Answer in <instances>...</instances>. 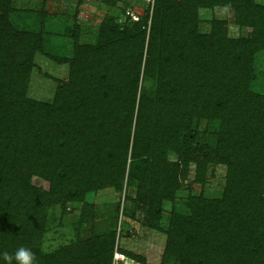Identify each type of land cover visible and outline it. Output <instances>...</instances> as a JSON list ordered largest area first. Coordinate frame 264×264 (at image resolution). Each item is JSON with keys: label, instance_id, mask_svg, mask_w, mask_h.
<instances>
[{"label": "trees", "instance_id": "16d2710c", "mask_svg": "<svg viewBox=\"0 0 264 264\" xmlns=\"http://www.w3.org/2000/svg\"><path fill=\"white\" fill-rule=\"evenodd\" d=\"M213 6L231 11L235 36L222 18L199 30V9ZM14 11L13 0H0V264H17L20 247L33 264H111L114 228L80 235L95 218L85 194L117 186L128 153L135 205L155 229L191 162L201 183L208 164L226 165L219 197L189 195L186 214L171 209L161 264H264V94L251 89L264 0H152L136 21H101L94 44L73 25L68 56L47 50L42 22L17 25ZM36 53L67 64L52 100L27 95ZM141 75L153 84L137 95ZM202 122L204 136L215 125L213 144L199 139ZM55 204L80 208L77 236L44 252Z\"/></svg>", "mask_w": 264, "mask_h": 264}, {"label": "rangeland", "instance_id": "374dc122", "mask_svg": "<svg viewBox=\"0 0 264 264\" xmlns=\"http://www.w3.org/2000/svg\"><path fill=\"white\" fill-rule=\"evenodd\" d=\"M151 5L152 0H82L80 3L78 0H47L43 5L42 11L45 15L42 19L39 15L42 0H13L15 11L12 12L11 19L15 24L25 25L32 30H38L42 22L46 31L47 50L54 55L68 56L72 54L73 25L77 24L79 27L81 43L94 44L101 21L109 19L117 23L136 21L142 11ZM199 17V30L202 32L210 29V20L215 17L225 19L228 22L229 33L233 36L237 34L236 26L232 23L231 11L225 7L200 8ZM34 61L36 67L28 81L27 95L37 100H52L57 83L67 77V64L58 63L39 53L35 54ZM254 69L256 77L251 82V89L264 94V51L255 54ZM139 84L137 95L143 88L150 90L153 80L141 75ZM188 124L191 128L196 125L193 120ZM203 125V122L198 125L199 139L206 137V141L213 144L215 125L209 124L211 133H206L205 136L201 133ZM168 159L174 161L176 155L169 154ZM130 160L128 153L125 169L117 186L108 185L96 191L86 192L85 200L93 204L95 218L91 223L82 225L80 235L81 237L98 235L114 228L113 249L117 246L140 257L138 260L125 254V261L119 264H161L166 242L164 229L171 209L186 214L188 209L185 204L189 195H200L205 199L219 197L226 179V165L208 164L201 183L193 181L195 164L191 162L188 176L183 181V186L176 191L175 199L162 200L163 210L159 221L161 229H155L147 225L146 211L135 205L134 200H138L139 182L130 174ZM74 205L79 206L80 203ZM79 209L74 208L63 213L58 204L49 208L47 227L41 239V248L44 252L66 244L77 236L74 222L78 219ZM165 264L174 262L168 259Z\"/></svg>", "mask_w": 264, "mask_h": 264}, {"label": "clouds", "instance_id": "9594fccd", "mask_svg": "<svg viewBox=\"0 0 264 264\" xmlns=\"http://www.w3.org/2000/svg\"><path fill=\"white\" fill-rule=\"evenodd\" d=\"M4 257L9 261L12 260V257L9 256L8 253H4ZM14 258L17 261V264H33L34 261L33 254L24 247H20L16 250Z\"/></svg>", "mask_w": 264, "mask_h": 264}, {"label": "built area", "instance_id": "2783aa9c", "mask_svg": "<svg viewBox=\"0 0 264 264\" xmlns=\"http://www.w3.org/2000/svg\"><path fill=\"white\" fill-rule=\"evenodd\" d=\"M119 233H120V227H118V234ZM125 259H126L125 253L121 251L117 246H115L112 254V264H119L122 261H125Z\"/></svg>", "mask_w": 264, "mask_h": 264}]
</instances>
